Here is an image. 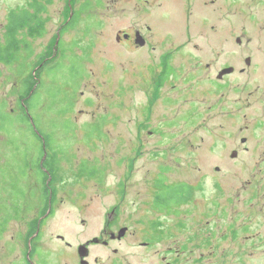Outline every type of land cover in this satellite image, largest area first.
<instances>
[{"label": "flooded vegetation", "instance_id": "obj_1", "mask_svg": "<svg viewBox=\"0 0 264 264\" xmlns=\"http://www.w3.org/2000/svg\"><path fill=\"white\" fill-rule=\"evenodd\" d=\"M136 1L138 19L135 26L129 32H120L116 41L130 45L137 54L146 56L136 61L140 66H135L139 81L144 83L141 90L147 92L150 101L172 107V119L163 131L158 127L157 133H188V126H178L175 121L182 118L187 122L188 118L202 115L204 108L200 109L197 104L201 101L197 96L200 90L219 94L243 75L264 79V72H257L259 63L254 57L246 56L240 62L236 60L237 53L251 49L253 41L249 37L245 45L243 37L233 36V18L242 0ZM251 2L249 13L254 20L257 18L254 11L264 12V0ZM164 10H167L165 15L174 21L173 28L165 32L160 29L165 22L161 19ZM208 12L214 15L217 23L210 25L209 32L201 28L199 36L194 35L192 21L204 23L210 19ZM173 16L176 17L174 20ZM72 21L73 14H70L57 33L54 50L62 42V30ZM225 22H229L235 46L225 45V59L228 61L218 66L216 63L221 52H217V59L204 61L200 39L206 35L213 38L217 32L221 34ZM259 22L264 27V19ZM37 37V34L31 36L33 39ZM26 44L29 42L25 43L29 48ZM215 48L218 47L210 49ZM210 69L214 70L212 74L207 73ZM36 75V87L29 95H26V87L31 82L28 77L22 81L23 98L18 105L21 118L28 123L24 128L36 138H44L43 133L55 131L56 126L38 125L33 116L37 104L35 93L41 84L39 71L35 72ZM205 82L209 88L204 87ZM222 92L224 97L226 94ZM251 97L257 100L240 107L239 99L229 105L220 99L211 106L219 110L217 117L221 131L227 120L235 124L237 119L245 118V125L228 138L233 140L235 148L224 158L212 160L204 157L201 152L205 147L198 142L190 147L185 142L174 147L164 141L167 137L160 135L161 141L153 151L158 165L168 171L167 167L181 159L174 157L181 149L188 155H200L198 159L193 158L198 161V173L180 183L167 179L155 182L160 189L152 192V199L137 195L129 207L139 213L135 221L139 230L132 232L130 226L114 221L118 211V207H114L108 220L103 222L101 235L77 244L61 234L55 235V223L50 221L61 203L59 194L63 181L59 150L49 151L55 144L44 140L21 142L17 136L15 142L11 139L1 142L6 147V155L0 158V243L3 242L0 258H7L15 252L18 257L11 264H264V84L250 92ZM234 106L236 108L231 109ZM42 107L39 106V123L44 121ZM11 113L14 114L13 109ZM146 128L143 125L141 133ZM149 133L156 134L154 131ZM218 147L211 144L209 152H215ZM126 201L127 196L121 203L126 205ZM173 203L177 205L170 210L162 209ZM180 207L181 222L170 224L156 218L146 219L150 211L173 213ZM33 212L35 216L31 220ZM124 229L126 232L121 235ZM174 230L180 232L179 239L173 238ZM131 235L134 236L133 243L128 244ZM124 251L131 252L132 258Z\"/></svg>", "mask_w": 264, "mask_h": 264}, {"label": "rangeland", "instance_id": "obj_2", "mask_svg": "<svg viewBox=\"0 0 264 264\" xmlns=\"http://www.w3.org/2000/svg\"><path fill=\"white\" fill-rule=\"evenodd\" d=\"M136 2L0 0V158L6 155V147L1 142L6 143L14 136L21 142L40 141L24 128L26 124L23 123L17 124L12 133L2 130L6 118L21 117L18 104L23 98L22 81L28 77L31 83L37 82L35 72L39 71L41 84L35 93L37 104L32 113L38 125L56 126L55 131L46 130L43 133V140L55 144L51 146L52 149L50 147V152L56 148L59 150L63 177L59 194L61 203L50 221L55 223V235L61 234L76 244L86 238L100 236L103 222L108 220L114 207H118L114 221L130 226L132 232L139 230L135 225L139 213L129 207L137 195L152 199V192L160 189L155 185L160 180L180 183L184 179H192L190 176L198 173L197 159L200 155H188L181 149L174 156L181 158L179 162H173L167 167L168 171H164L153 155L161 141L160 135L167 137L164 141L174 147L182 142L188 147L198 142L205 147L202 155L212 160L227 156L235 148L233 140L228 138L233 131L237 133L245 125V118L237 119L235 124L227 120L221 131L217 117L219 110L211 106L220 99H224L227 105L239 99V107L243 103L252 104L257 99L249 98L250 92L264 84L262 77L248 78L243 75L229 88L221 91L226 94L224 97L221 92L215 94L200 90L197 96L201 101L197 104L200 109L204 108L202 115L188 118L187 122L182 118L175 121L178 126H188L190 131L185 134L162 133L172 119V107L163 102L150 101L147 92L144 89L142 92L141 86L144 83L139 81L135 66H140L136 61L146 56L137 54L134 47L116 41L120 32H129L134 28L138 19ZM250 4L251 0H242L233 18V36L243 37L245 45L247 38H253L251 49L237 53L236 60L240 62L244 61V57L252 56L259 63L257 72H264V27L259 22L264 19V12L254 11L257 18L252 20ZM236 6L234 9H237ZM166 12L164 10L161 16L165 20L160 27L163 32L172 29L174 24L165 15ZM70 14H73V21L62 30V42L54 50L57 33ZM207 17L210 19L204 23L192 21L194 35L199 36L201 28L209 32L210 25L217 23L212 13L208 12ZM172 18L174 20L176 17ZM11 25L16 31L14 37L9 33ZM223 25L221 34L217 32L213 38L206 35L200 39L204 61L217 59V52H221L216 63L218 66L228 61L225 59V45L235 46L232 33L229 32V22ZM39 27H42V36L32 39L29 29ZM27 42L29 48L25 46ZM11 43L18 46L16 52H11L13 48L8 51ZM214 46L218 48L211 50ZM211 51L214 53L210 54ZM213 72L210 69L207 73ZM204 87L209 88L207 82ZM39 106H43L44 117L40 123ZM12 109L14 114L11 113ZM143 125L147 128L141 133ZM158 127L162 128L160 133H157ZM149 131L156 134L150 135ZM211 144L219 146L213 153L209 152ZM125 196L128 206L121 203ZM176 205L173 203L169 208L162 209L170 210ZM172 212L150 211L146 219L156 218L170 224L181 222L182 208ZM34 216V212L30 214L31 220ZM179 233L174 230L173 238L179 239ZM133 237L131 235L127 239L128 244L133 243ZM2 245L3 242L0 247ZM123 253L132 258L131 252ZM17 257L18 253L12 252L9 257L0 258V264H11Z\"/></svg>", "mask_w": 264, "mask_h": 264}, {"label": "trees", "instance_id": "obj_3", "mask_svg": "<svg viewBox=\"0 0 264 264\" xmlns=\"http://www.w3.org/2000/svg\"><path fill=\"white\" fill-rule=\"evenodd\" d=\"M39 29V30H38ZM38 29H34V30H30V33L32 34V37H34V34H37L38 36H42V33H40V29H42V27L38 28ZM9 33H10V36L14 37L15 36V33L16 31L13 30V26L11 25L10 28H9ZM33 39V38H32ZM14 41V40H13ZM8 51L11 50V48H13L14 50H11V52L18 50V46L14 45L13 46V43H11L8 47ZM10 53V52H9ZM35 83H31L29 84L26 88H27V91H26V95H29L30 91H32L33 87H34ZM5 127L2 128L3 131L5 130H8L9 133H12L14 130H15V127L17 124H28L25 120H23L21 117L19 119H14L13 117H9V118H6L5 119ZM38 139H41L40 141H43V138H40V137H37ZM11 141H16V138L15 136L11 138Z\"/></svg>", "mask_w": 264, "mask_h": 264}, {"label": "water", "instance_id": "obj_4", "mask_svg": "<svg viewBox=\"0 0 264 264\" xmlns=\"http://www.w3.org/2000/svg\"><path fill=\"white\" fill-rule=\"evenodd\" d=\"M126 232V229L122 230L121 235H123Z\"/></svg>", "mask_w": 264, "mask_h": 264}]
</instances>
